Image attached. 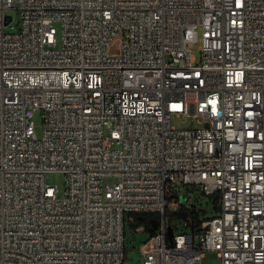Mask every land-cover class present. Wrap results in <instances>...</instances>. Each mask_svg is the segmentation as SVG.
<instances>
[{
  "label": "built area",
  "instance_id": "built-area-1",
  "mask_svg": "<svg viewBox=\"0 0 264 264\" xmlns=\"http://www.w3.org/2000/svg\"><path fill=\"white\" fill-rule=\"evenodd\" d=\"M144 212L141 264H264V0H0V264H132Z\"/></svg>",
  "mask_w": 264,
  "mask_h": 264
},
{
  "label": "rangeland",
  "instance_id": "rangeland-1",
  "mask_svg": "<svg viewBox=\"0 0 264 264\" xmlns=\"http://www.w3.org/2000/svg\"><path fill=\"white\" fill-rule=\"evenodd\" d=\"M11 7L7 9L6 13L11 16V19L5 23L6 30H15L18 27L19 18H20V11L16 7ZM54 25L57 29V38L60 37V24L59 22H55ZM191 49L193 53L199 58L200 50H199V42H195L192 44ZM41 111L37 110L34 114V122L35 128L37 133L40 134L42 129V115ZM172 123L175 125L183 124L185 126L189 125H197L199 124L196 121V118L193 116H186V117H172ZM46 180L51 184H55L58 187V195L62 196L65 191V173L58 170L48 171L46 173ZM108 181H111V178H105L103 180L104 184ZM181 192L188 196V201L194 204L200 209V215L205 214L206 216L212 215L214 213L213 203L211 198L208 195H204L200 193V191L195 187H189L187 185L180 186ZM174 201L172 200L170 203V207L174 205ZM156 214V213H153ZM136 221L135 215H132V219L125 221V234H124V242L125 247L127 249V255L129 260L132 264H141L142 262V255L139 250V245L143 242L147 236L148 232L145 230H136L134 229V222ZM175 224L177 227H182V220L179 216L173 215L167 217V231L168 235L171 236L174 232ZM195 264H221V259L215 251H207L205 252L204 256L200 261H197Z\"/></svg>",
  "mask_w": 264,
  "mask_h": 264
},
{
  "label": "trees",
  "instance_id": "trees-1",
  "mask_svg": "<svg viewBox=\"0 0 264 264\" xmlns=\"http://www.w3.org/2000/svg\"><path fill=\"white\" fill-rule=\"evenodd\" d=\"M194 217H197V212L194 211ZM136 221L134 222V225L143 224L144 230L148 233H153L155 230L154 223L156 221V214H153L151 212H144V213H134ZM197 231V229H194Z\"/></svg>",
  "mask_w": 264,
  "mask_h": 264
},
{
  "label": "water",
  "instance_id": "water-1",
  "mask_svg": "<svg viewBox=\"0 0 264 264\" xmlns=\"http://www.w3.org/2000/svg\"><path fill=\"white\" fill-rule=\"evenodd\" d=\"M177 213L181 216V217H184L186 212L183 211V210H177ZM156 226V224L154 223V227Z\"/></svg>",
  "mask_w": 264,
  "mask_h": 264
}]
</instances>
